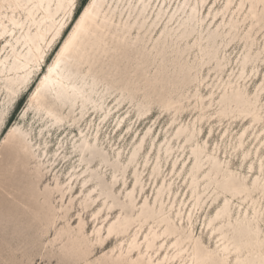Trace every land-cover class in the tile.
I'll return each mask as SVG.
<instances>
[{
	"label": "rangeland",
	"instance_id": "rangeland-1",
	"mask_svg": "<svg viewBox=\"0 0 264 264\" xmlns=\"http://www.w3.org/2000/svg\"><path fill=\"white\" fill-rule=\"evenodd\" d=\"M82 1L76 0L74 19ZM128 1L106 0L105 13L115 15L106 46L79 47L76 58L58 66L66 83L39 89L31 101L72 26L43 44L41 67L34 63L20 73L12 54L22 50L23 30L7 27L1 35L8 40L0 44V71L6 61L0 72V262L133 264L126 258L139 251L126 249L141 223V242L151 227L175 231L151 250L155 262L261 264L263 23L251 30L248 18L230 30L231 19H244L248 0H231L229 9L228 0H190L189 6L152 0L146 20L139 0ZM13 2L0 0V32L11 15L28 26L26 13L36 9L3 7ZM194 5L200 12L191 20ZM144 22L140 33H112ZM121 41L127 54L118 64L111 55ZM11 128L18 131L10 138ZM147 209L161 216L146 220ZM36 215L42 220H32ZM118 217L136 222L124 235H108ZM174 243H182V252Z\"/></svg>",
	"mask_w": 264,
	"mask_h": 264
},
{
	"label": "bare ground",
	"instance_id": "bare-ground-1",
	"mask_svg": "<svg viewBox=\"0 0 264 264\" xmlns=\"http://www.w3.org/2000/svg\"><path fill=\"white\" fill-rule=\"evenodd\" d=\"M148 1L149 0H139L138 1V3L140 4L139 16L142 17L144 20L149 18L151 14V11H149V7L152 3L151 2L152 0H150L149 2ZM206 1L207 0H202V4H204ZM129 2L130 0L128 1V3ZM184 2L186 3V6H189L190 0H185ZM231 2H232L231 0H228L227 9H229L230 4H232ZM248 2H249V10L244 16V19L243 20H240L238 18L231 19L230 30H233V29L237 30L239 26L243 24L245 20H247L248 18H251V21H252L250 25L251 30L254 28L256 24H259L260 27H263L264 25V4H262V0H248ZM105 3H106V0H88L86 5L82 8L80 13L76 17V19H74L73 11L76 5V0H25L23 4L25 5L34 4V6H36L35 11H32V9H30L26 13V16L29 20V23H28L29 25L24 26V24L21 23V20L15 17L14 15H11L9 17V22H10L9 25L2 23V31L0 32V44L4 40L6 41L8 40V38L1 39V35H3L2 33L7 32V29H6L7 27L9 28V31H12L13 29H17V28L19 29V31L23 30V34L18 39V41L22 40L21 45H20L22 50L15 51L12 54L13 59L15 61L14 69L18 73L29 70L33 66L34 63H37L41 67L42 66L41 62H42V59L44 58L43 57L44 56V45L43 44L44 43L45 45H47L48 43L50 44V42L54 41L56 38L61 37L68 27L72 26L68 34L62 39L63 41L61 43L60 48L55 54L53 62L49 65L47 71H45L42 74L41 78L39 79L38 85L36 89L34 90V92L32 93L30 101L35 98V95L38 94L39 89H43L48 85L50 86L58 85L59 86V85H63L64 83H66L64 81L63 76L57 71L58 66H59L58 61H59V64H63L65 62H68L72 58H76L79 55L77 53L78 52L77 49L79 47H81L82 51H85L89 46L92 47L94 46V44H99V38L101 36L105 38L104 33H108V31H111V28H112L111 22L115 15L112 12L109 14L105 13L106 12ZM93 5H95V7H93ZM259 6H262V9H260L261 12L259 11ZM244 7H245V3L242 1L237 7V10H236L237 12L233 11V14L236 12V15H241V12L244 9ZM190 10L193 13V17L191 19L193 20L194 18H196V13L200 12V9L196 5H194L190 7ZM86 13L88 15H86ZM13 21H15V23ZM144 27H145V22L142 24H139V26L137 27H135L134 24H130V25L128 24V25L122 26L121 28L116 27L115 30L112 31V33H123L124 35L126 33L131 34L134 29H137V32L140 33ZM54 28H55V31L52 35V38L50 39V41H48L47 36ZM31 29L34 31L31 32ZM251 30L248 33L247 39L252 38L250 34ZM93 32H96L98 34L96 35V38L91 39L90 33H93ZM139 36L140 35H137V38ZM252 41H253V38H252ZM135 44L137 47H139L138 41H136ZM251 44L253 46V42ZM115 46L118 49L115 50L111 56H114L117 59V63L120 64L124 56H126L127 54V49H126L127 44L121 41V42H116ZM249 59L250 58L248 57L245 60L244 64L248 63L250 61ZM1 62H2L1 66H3V68L5 69L6 61L2 60ZM4 69L2 71H4ZM14 69L13 68L7 69L5 70V72L10 73ZM50 69H51V72L49 71ZM46 77L48 78L47 80H45ZM241 98L242 100L244 99L243 96H241ZM247 107H246V110H247ZM12 131H13V128L10 129L8 135ZM195 166L197 168H200L201 162L197 161ZM195 184H196V181H195ZM197 190L198 188L193 189V194L198 199L197 202L195 203V207L199 206V201H200L199 199L200 192H198ZM160 192L161 191H158V194H160ZM56 193H60V190L51 193V195L54 196ZM233 195H236V194L233 193ZM248 196H251V195L249 194L247 195V197ZM95 201L96 199L94 198L92 202H95ZM133 201H134V198H133ZM38 204L42 208L46 206L45 202H39ZM162 205L163 203L161 202L160 207ZM255 214H257L256 209H255ZM143 215H145L144 217L146 218V220H148L149 218L153 216H155V218L161 216V213L157 214L154 210L147 209L145 210ZM40 217L36 215L37 219L33 218L32 220H35V221L42 220V218ZM26 220H31V219L26 218ZM135 222H136L135 220L133 221L128 218L118 217L117 221L112 222L109 225L108 235H112L115 233L118 235H124L128 233L129 229L132 227V225ZM142 229H143V225L140 223V228L138 229L135 236L133 237L132 244L126 249L128 254H130L133 250L137 249L139 251L138 257L135 259L133 257H128L126 258V260L130 259V261L133 264H164V259H166V257L155 262V260H153L154 254L151 253V250L157 246L156 244L158 243V240L162 236H164L163 240L171 238V236L175 233V231H173V228H171L170 226H167L161 233H158L155 228L151 227L150 228L151 232L146 233L144 236V240L141 242L138 240V234L141 232ZM142 245L146 247V252L141 251ZM174 246L176 247L179 253L182 252V249H183L182 243H174ZM223 246L224 248H226L225 243L223 244ZM201 260L202 259L198 258L196 261L197 262L196 264H199Z\"/></svg>",
	"mask_w": 264,
	"mask_h": 264
},
{
	"label": "snow or ice",
	"instance_id": "snow-or-ice-1",
	"mask_svg": "<svg viewBox=\"0 0 264 264\" xmlns=\"http://www.w3.org/2000/svg\"><path fill=\"white\" fill-rule=\"evenodd\" d=\"M262 4H264V0H262ZM3 7L5 9H11V10H13V12H15L16 10H21V9L26 8V7H30V5L23 4L21 2V0H14L13 3L5 4ZM93 7H95V5H93ZM86 15H88V14L86 13ZM13 22L15 23V21H13ZM99 43H100L101 47H105L106 46L103 36H101L99 38ZM58 65H59V61H58ZM49 71L51 72V69ZM47 79L48 78L46 77L45 80H47ZM17 131H18L17 129H13V133H17ZM13 133L9 134L10 138L12 137ZM5 143H8V141H5ZM225 251H227V249H225ZM0 264H3V262H0ZM210 264H211V262H210ZM229 264H230V262H229ZM237 264H239V261H237ZM261 264H264V261H262Z\"/></svg>",
	"mask_w": 264,
	"mask_h": 264
},
{
	"label": "trees",
	"instance_id": "trees-1",
	"mask_svg": "<svg viewBox=\"0 0 264 264\" xmlns=\"http://www.w3.org/2000/svg\"><path fill=\"white\" fill-rule=\"evenodd\" d=\"M87 1H88V0H83V1H82L81 7H80V9H79V12L81 11L82 7L87 3Z\"/></svg>",
	"mask_w": 264,
	"mask_h": 264
}]
</instances>
